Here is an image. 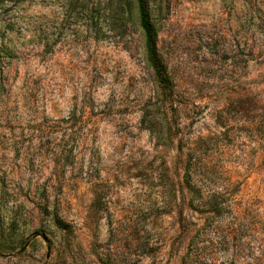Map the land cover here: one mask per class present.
<instances>
[{
  "label": "rangeland",
  "instance_id": "374dc122",
  "mask_svg": "<svg viewBox=\"0 0 264 264\" xmlns=\"http://www.w3.org/2000/svg\"><path fill=\"white\" fill-rule=\"evenodd\" d=\"M147 4L0 0V264H264V0Z\"/></svg>",
  "mask_w": 264,
  "mask_h": 264
},
{
  "label": "trees",
  "instance_id": "16d2710c",
  "mask_svg": "<svg viewBox=\"0 0 264 264\" xmlns=\"http://www.w3.org/2000/svg\"><path fill=\"white\" fill-rule=\"evenodd\" d=\"M21 1V0H19ZM138 9V24L144 36V48L146 54V61L149 67L153 70L155 77L163 89V93L167 96L171 93L172 83L168 74H166V68L164 67L162 60L156 46V31L154 25L150 19L147 0H136ZM1 85V84H0ZM243 101L246 102L247 106H255L257 102L251 96L244 98H236L231 103V107L234 110H238L244 106ZM192 162V158H191ZM219 206L216 205L215 209H212L215 215L218 213ZM188 254V253H187Z\"/></svg>",
  "mask_w": 264,
  "mask_h": 264
}]
</instances>
